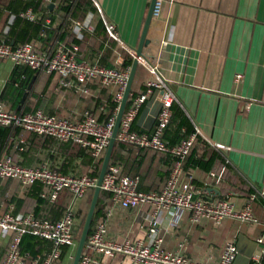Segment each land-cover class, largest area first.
<instances>
[{
    "label": "crops",
    "instance_id": "1",
    "mask_svg": "<svg viewBox=\"0 0 264 264\" xmlns=\"http://www.w3.org/2000/svg\"><path fill=\"white\" fill-rule=\"evenodd\" d=\"M36 2L39 0H0L2 35L7 33L8 26H4L12 23L14 13L29 4L25 11L30 10L35 21L41 20L45 30L32 44L39 54L52 55L60 46L77 45L78 61L119 70H123L126 57L133 60L134 55L127 49L133 53L136 50L151 5V0H77L67 9L70 0H41L33 10L31 4ZM105 23L116 26L127 49L109 37ZM145 38L147 44L142 49L125 110L135 96L147 90L146 83L153 77L148 67H155L174 97L172 119L163 140L176 144L196 135L195 145L184 161L195 198L211 202L231 194L238 209L249 200L248 196H254L251 207L259 221L250 225L227 218L214 226L210 221L190 222L188 212L174 220L170 211H163L159 216V247L197 263L214 264L226 242H233L237 249L234 264H264V247L256 242L258 237L264 239V0H165L159 16H151ZM0 42H6L4 37ZM23 68L0 60V103L6 111H42L74 122L85 111L97 117L109 114L107 102L113 100L116 107L101 123L116 119L120 104L115 100L116 85H103L93 79L84 93L82 88L62 86L60 76L54 73L38 72L28 78L25 87L27 74ZM158 104V92L154 91L141 105L134 120L140 133L153 131ZM132 148L116 141L115 159L109 164H118L125 175L138 176L139 191L160 192L173 156ZM3 156H10L22 167H48L74 176H90L99 162L98 156L79 144L11 126H0V157ZM222 169L221 181L210 176ZM36 187L37 184L24 187L15 179L0 178V215L9 211L32 213L37 218L57 221L69 206L77 214L93 192L90 189L73 201L71 193L64 190L56 201H51L48 190L42 189L38 201ZM107 210L111 214L106 218ZM151 210L146 205L137 209L114 206L105 193L98 213L106 219V239L153 247L148 235ZM9 244L10 235L0 230V264ZM75 247L67 246L57 264L72 263ZM37 257L27 264H43L42 255ZM96 257L97 264H131L118 254Z\"/></svg>",
    "mask_w": 264,
    "mask_h": 264
},
{
    "label": "built area",
    "instance_id": "2",
    "mask_svg": "<svg viewBox=\"0 0 264 264\" xmlns=\"http://www.w3.org/2000/svg\"><path fill=\"white\" fill-rule=\"evenodd\" d=\"M163 1L165 0H155L152 8L153 17L159 16ZM20 16L30 21L35 20V15L30 10L21 13ZM105 30L111 39L127 49L120 41L114 24L105 23ZM127 50L134 55L131 50ZM77 51V45H72L69 48L60 46L54 54L44 55L39 54L30 43L12 47L11 44L2 42L0 43V60L9 61L14 66H26L35 71H43L48 74L56 73L60 76L62 86L82 88L84 93L89 90L87 83L93 79H98L103 85L114 84L118 87L115 100L120 103L129 70L109 69L98 63L78 61L76 59ZM148 68L153 77L146 83L147 90L135 96L124 111L116 134V141L133 148L149 149L172 155L174 161L169 175L160 192H142L138 190V176L125 175L118 164L112 163L108 164L102 179L101 191L109 194L111 204L114 206L128 209L150 206L152 210L148 235L153 241V247L139 242L115 243L106 239V219H103L88 234L78 264H97L96 256L98 254L104 256L122 255L128 258L131 264H207L194 262L178 252L171 253L159 247L161 242L158 237L159 216L163 211H170L174 220L178 219L183 212H188L190 222L195 224L201 221H210L214 226H218L227 218L250 225L259 222L253 213L250 200L237 209L231 194L211 202L195 198L191 176L184 169V161L194 144L196 135L182 139L176 144H169L162 139L164 130L171 119V106L174 97L166 84L158 77L156 68L150 66ZM236 78L239 79L240 76L237 75ZM154 91L158 92L160 103L155 127L149 134L135 132L131 128L132 124L141 105ZM114 122V117L105 123L98 122L89 111H85L80 120L74 122L49 116L42 111L16 114L6 111L0 103V126L20 127L25 131L48 135L62 142H73L88 148L94 156L98 157L109 144ZM210 176L217 180L220 179L214 172H211ZM0 178L15 179L24 187L40 184L45 191L48 190L47 197L51 201H56L59 193L64 190L70 192L72 200L75 201L82 198L86 191L93 189L96 185V178L86 175L63 174L48 167H22L10 156L0 157ZM42 197H45V193L42 194ZM106 213L107 218L111 211L107 210ZM74 221V212L71 206L57 221L37 218L32 213L13 214L9 211L0 215V230L4 234L10 235L9 249L2 264H26L25 258L19 252L21 237L26 233L52 242L53 249L43 262V264H50L53 259L59 257L60 247L76 246L73 235ZM256 242L264 247L262 237H258ZM236 255V245L233 242H226L218 261L214 264H234Z\"/></svg>",
    "mask_w": 264,
    "mask_h": 264
},
{
    "label": "trees",
    "instance_id": "3",
    "mask_svg": "<svg viewBox=\"0 0 264 264\" xmlns=\"http://www.w3.org/2000/svg\"><path fill=\"white\" fill-rule=\"evenodd\" d=\"M71 2V1H70ZM76 1H72L67 9H70L74 6V3H76ZM38 3V2H36ZM41 4V0H39V3L38 4H31V6L33 7V10H36L37 7ZM27 6H30L29 4L25 5L24 7H22V10H18L14 13L15 17H14V20L12 21V23L10 25L6 24L5 23L3 25H5L4 27L8 26V31L7 33L3 36L2 35V32L0 30V39L4 37V40L7 42V43H10L12 45V47H17L19 45H22V44H26V43H30V44H33V42H35L36 40L40 39V35L43 34V32H45L44 30V27H43V24H42V21L39 20V21H30V20H27L23 17L20 16L21 13H23L26 9ZM22 11V12H21ZM1 43V42H0ZM132 63V57L131 56H128L125 58L124 62H123V65H122V69H126L127 67H129ZM28 67L24 66V74L26 75V82H25V87L28 85L29 83V80L28 78H32V76L35 74V75H38V72H43V71H35V70H32L34 72H30L29 73V69H27ZM55 75H58L56 73H54ZM59 76V75H58ZM107 111L108 113L110 114L114 108L116 107L115 103L113 102V100H108L107 102ZM14 113H18V112H14ZM19 114V113H18ZM107 112L105 115H99L98 117L96 115L93 114V116L95 117V119L97 121H105L106 118L108 117ZM171 119H172V116H171ZM171 119H170V122H171ZM170 122L168 124V126L170 125ZM168 126L166 127V129L168 128ZM166 129L164 130V133H163V138L166 139ZM132 130L135 131V132H141L139 131L136 126H135V121L133 122L132 124ZM162 138V139H163ZM177 139H180L179 137H176V140ZM196 141V139H195ZM195 141H194V144L191 148V150L193 149L194 145H195ZM116 146H119L118 143L116 144ZM115 146V147H116ZM130 148H132L131 146H128ZM134 149V148H132ZM137 149V148H136ZM149 150V149H148ZM190 150V152H191ZM153 151V150H152ZM189 152V154H190ZM104 153V152H103ZM103 153L99 156L98 158V166L95 170V172L93 174H91L89 177L91 178H96L97 179V176H98V172H99V166L102 162V158H103ZM188 154V156H189ZM115 159V153L113 151L112 155H111V158H110V162H112L113 160ZM184 169H186V163H184ZM186 171V170H185ZM223 172L224 170H220V171H217V172H214L216 173L218 176H219V180L221 181L222 178H223ZM166 182V180H165ZM33 187L36 186V184L32 185ZM37 186L39 187V191H37L36 193V197L38 199V201H40L41 199L39 198V194L41 195L42 193V189H44V187L42 185H38ZM38 187H36L38 189ZM106 192L104 191H101L100 194H99V197H98V201H97V204H96V207H95V210H94V214H93V218H92V222H91V226H90V230H89V233L91 232L92 230V227L97 224L98 222H100L103 217H104V214L102 213L101 215H99V208H100V201L102 200V196L105 194ZM91 196H92V192L89 193V196L87 198V201L86 203L79 209V211L77 212V214H74V218L76 217L78 222L76 221V218H75V221H74V226H73V235H74V239L75 241L77 242L79 236H80V232H81V228H82V225L84 223V220H85V217H86V212H87V209H88V205L90 203V200H91ZM249 197V200L251 201V206H252V202H253V198L254 196H248ZM53 249V244L51 241L47 240V239H43V238H40V237H37V236H34L32 234H29V233H26L24 234L22 237H21V240H20V243H19V252L20 254L25 258V263L27 264V262H29L30 260L32 259H36L38 258L37 255H42V260L45 259V257L51 253ZM66 251H67V246H62L60 247V254H59V257L52 260V262L50 264H57V261L59 259H62L65 254H66Z\"/></svg>",
    "mask_w": 264,
    "mask_h": 264
},
{
    "label": "water",
    "instance_id": "4",
    "mask_svg": "<svg viewBox=\"0 0 264 264\" xmlns=\"http://www.w3.org/2000/svg\"><path fill=\"white\" fill-rule=\"evenodd\" d=\"M154 2H155V0H151L150 10H149V13L147 15V19L145 21L143 32L141 34L139 44H138L136 50L134 51V56H133V60H132L130 70H129L126 87L124 89L123 97H122L120 104H119V107H118L115 123H114L113 130H112V135H111V138L109 140V144L106 147V150H105L104 155H103V159H102V162H101V165L99 168V172H98V176L96 179V185L93 188L90 204H89V207H88V210L86 213L84 223H83L82 228H81L80 236L77 240V244L75 247V251H74V255H73L71 264H78L79 263L81 254H82L83 249H84L86 238L89 234L94 210H95V207H96V204L98 201L99 194L101 192V182H102V179L104 177V174L106 172V169L108 167V164H109L112 152H113L114 144L116 142V134L118 132L121 117H122L123 112L126 108L127 101H128L129 95L131 93V87L133 84L136 69H137V66H138L141 58H142L141 57L142 56V49L147 44V40L145 37H146L147 28H148L150 20H151L152 8H153ZM159 108H160V104H158V111H159Z\"/></svg>",
    "mask_w": 264,
    "mask_h": 264
},
{
    "label": "rangeland",
    "instance_id": "5",
    "mask_svg": "<svg viewBox=\"0 0 264 264\" xmlns=\"http://www.w3.org/2000/svg\"><path fill=\"white\" fill-rule=\"evenodd\" d=\"M70 264H71V261H70Z\"/></svg>",
    "mask_w": 264,
    "mask_h": 264
}]
</instances>
